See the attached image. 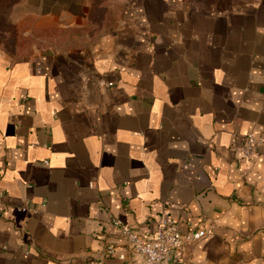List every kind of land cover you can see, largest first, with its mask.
Listing matches in <instances>:
<instances>
[{"label": "crops", "instance_id": "crops-1", "mask_svg": "<svg viewBox=\"0 0 264 264\" xmlns=\"http://www.w3.org/2000/svg\"><path fill=\"white\" fill-rule=\"evenodd\" d=\"M26 1L35 46L0 40V264H144L110 223L163 215L211 233L180 264H264V145L241 161L264 139V0H119L83 41L93 0Z\"/></svg>", "mask_w": 264, "mask_h": 264}, {"label": "built area", "instance_id": "built-area-1", "mask_svg": "<svg viewBox=\"0 0 264 264\" xmlns=\"http://www.w3.org/2000/svg\"><path fill=\"white\" fill-rule=\"evenodd\" d=\"M264 145V139L254 133L247 135L242 149L241 161L252 163L258 156V149ZM112 228L126 242L130 250L143 257L144 264H180V252L189 243H195L210 235V231L184 234L177 221L168 215L158 220L151 235L141 233L119 219L111 221ZM114 247L108 246L106 257H112Z\"/></svg>", "mask_w": 264, "mask_h": 264}, {"label": "rangeland", "instance_id": "rangeland-1", "mask_svg": "<svg viewBox=\"0 0 264 264\" xmlns=\"http://www.w3.org/2000/svg\"><path fill=\"white\" fill-rule=\"evenodd\" d=\"M20 0H0V40H4L2 44L11 50L30 51L35 44L30 40L18 42L17 36H21L22 30L15 27V17L21 16L23 7L18 6ZM200 10L224 11L229 8L245 6L256 2L257 0H188ZM25 5L31 7V0L24 2ZM123 3V2H121ZM94 10L91 13L89 26L85 29H78L72 32V41L86 37L95 38L99 34L106 32L115 22L117 16V8L120 7L119 0H93ZM16 9V10H15ZM25 30V29H24ZM88 38L86 40H88ZM83 45H86L83 43Z\"/></svg>", "mask_w": 264, "mask_h": 264}]
</instances>
